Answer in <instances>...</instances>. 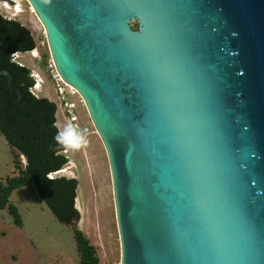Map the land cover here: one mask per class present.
I'll list each match as a JSON object with an SVG mask.
<instances>
[{
    "label": "water",
    "instance_id": "obj_1",
    "mask_svg": "<svg viewBox=\"0 0 264 264\" xmlns=\"http://www.w3.org/2000/svg\"><path fill=\"white\" fill-rule=\"evenodd\" d=\"M28 1L106 144L121 264H264V0Z\"/></svg>",
    "mask_w": 264,
    "mask_h": 264
},
{
    "label": "rangeland",
    "instance_id": "obj_2",
    "mask_svg": "<svg viewBox=\"0 0 264 264\" xmlns=\"http://www.w3.org/2000/svg\"><path fill=\"white\" fill-rule=\"evenodd\" d=\"M9 1L11 7L19 4L22 14L15 17L13 11L2 7L1 4L7 2L0 1V15L26 27L36 43L37 57L31 52L13 56V61L30 69L34 80L31 94L55 103L62 114L61 124L71 123L85 135V143L80 149L63 152L68 159L69 173L54 178L77 181L78 227L97 249L100 264H121V241L105 145L81 96L57 77L45 30L30 3L27 0ZM132 25L137 29L136 23ZM37 81L42 86L38 93L34 90ZM25 165L24 157H20L17 164L14 152L0 134V188L22 180ZM80 260L73 230L57 221L35 187L15 189L8 198L7 207L0 209V264H80Z\"/></svg>",
    "mask_w": 264,
    "mask_h": 264
},
{
    "label": "trees",
    "instance_id": "obj_3",
    "mask_svg": "<svg viewBox=\"0 0 264 264\" xmlns=\"http://www.w3.org/2000/svg\"><path fill=\"white\" fill-rule=\"evenodd\" d=\"M0 1L10 3L9 0ZM35 49V40L26 27L0 15V69L11 73L12 86L22 94L18 102L17 95L8 88L7 77L0 76V134L14 152L17 164L20 157L26 160L24 178L0 188V209L7 207L8 198L15 189L35 187L57 221L73 230L80 264H100L97 249L78 227L77 181L66 177L49 178L68 164L63 155L66 148L54 140L59 130L55 107L49 99L31 94L34 80L30 69L13 61L16 54ZM13 214L17 218L16 212Z\"/></svg>",
    "mask_w": 264,
    "mask_h": 264
},
{
    "label": "bare ground",
    "instance_id": "obj_4",
    "mask_svg": "<svg viewBox=\"0 0 264 264\" xmlns=\"http://www.w3.org/2000/svg\"><path fill=\"white\" fill-rule=\"evenodd\" d=\"M28 1V0H27ZM29 2V1H28ZM30 3V2H29ZM2 5V7L3 8H5V9H7V10H11V11H13V15L15 16V17H17V16H20L21 14H22V9H21V7H20V5L19 4H17V6H13V7H11L8 3H2L1 4ZM30 5H31V7H32V9H33V11H34V13L37 15V12H36V10H35V8L33 7V5L30 3ZM37 17H38V15H37ZM38 19H39V21H40V23L42 24V26H43V28H44V30H45V35H46V37H48V31H47V28H46V26H45V24L40 20V18L38 17ZM33 57H37L38 56V52L37 51H34V52H31L30 53ZM17 57V56H16ZM19 59V58H18ZM22 63V62H21ZM53 63H54V66H55V69H56V64H55V61L53 60ZM56 72H57V74H58V78H59V80H60V82H62L63 84H65L66 86H69L70 88H73L80 96H81V94L78 92V90L77 89H75L74 87H72L71 85H69L68 83H66L64 80H63V78L61 77V75L59 74V71L56 69ZM35 78H38V79H40L38 76L36 77L35 76ZM39 81V80H38ZM38 81H37V85H36V87L34 88V90L38 93L40 90H41V82L38 84ZM42 81V80H41ZM72 89V90H73ZM42 91V90H41ZM81 98L83 99V97L81 96ZM83 101H84V99H83ZM84 103H85V101H84ZM85 106H86V104H85ZM60 109H59V107H58V110H57V114H56V118H58L57 119V126L59 127V129L60 130H62L63 129V127H64V125H62L61 124V122H60V119H61V111H59ZM62 120H64V118H62ZM65 121V120H64ZM99 133V132H98ZM99 136H100V138L102 139V141H103V144L105 145V148H106V151H107V147H106V144H105V142H104V140H103V138H102V136H101V134L99 133ZM107 156H108V159H109V165H110V171H111V176H112V170H111V162H110V158H109V154H108V151H107ZM69 169L70 168H68V165L66 166V167H64L61 171H59V172H56V173H54V175L51 177L52 179L54 178V176H59V175H67L69 172ZM112 178V184H113V176L111 177ZM113 191H114V186H113ZM114 198H115V191H114ZM115 207H116V200H115ZM116 212H117V207H116Z\"/></svg>",
    "mask_w": 264,
    "mask_h": 264
},
{
    "label": "clouds",
    "instance_id": "obj_5",
    "mask_svg": "<svg viewBox=\"0 0 264 264\" xmlns=\"http://www.w3.org/2000/svg\"><path fill=\"white\" fill-rule=\"evenodd\" d=\"M54 140L64 148L76 151L85 143V135L77 126L69 123L62 130L57 131Z\"/></svg>",
    "mask_w": 264,
    "mask_h": 264
},
{
    "label": "built area",
    "instance_id": "obj_6",
    "mask_svg": "<svg viewBox=\"0 0 264 264\" xmlns=\"http://www.w3.org/2000/svg\"><path fill=\"white\" fill-rule=\"evenodd\" d=\"M53 175H54V174L49 175V178L52 179L51 177H52Z\"/></svg>",
    "mask_w": 264,
    "mask_h": 264
}]
</instances>
